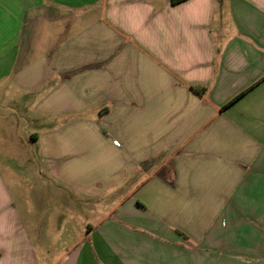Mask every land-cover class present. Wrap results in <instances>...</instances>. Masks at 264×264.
I'll list each match as a JSON object with an SVG mask.
<instances>
[{"label": "crops", "instance_id": "0c3cea01", "mask_svg": "<svg viewBox=\"0 0 264 264\" xmlns=\"http://www.w3.org/2000/svg\"><path fill=\"white\" fill-rule=\"evenodd\" d=\"M0 264H264V0H0Z\"/></svg>", "mask_w": 264, "mask_h": 264}, {"label": "rangeland", "instance_id": "374dc122", "mask_svg": "<svg viewBox=\"0 0 264 264\" xmlns=\"http://www.w3.org/2000/svg\"><path fill=\"white\" fill-rule=\"evenodd\" d=\"M24 126L25 127H27V126L34 127V123H33V121H27V122H24L20 125L21 128H24Z\"/></svg>", "mask_w": 264, "mask_h": 264}, {"label": "trees", "instance_id": "16d2710c", "mask_svg": "<svg viewBox=\"0 0 264 264\" xmlns=\"http://www.w3.org/2000/svg\"><path fill=\"white\" fill-rule=\"evenodd\" d=\"M173 2H177V1H179V0H172Z\"/></svg>", "mask_w": 264, "mask_h": 264}]
</instances>
